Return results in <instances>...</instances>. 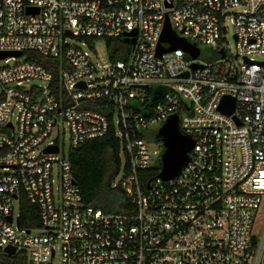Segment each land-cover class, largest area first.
<instances>
[{"label":"built area","instance_id":"2783aa9c","mask_svg":"<svg viewBox=\"0 0 264 264\" xmlns=\"http://www.w3.org/2000/svg\"><path fill=\"white\" fill-rule=\"evenodd\" d=\"M167 18L196 59L157 56ZM99 39L121 59L95 58ZM17 53L0 59V251L28 264H264V0H0V55ZM39 56L60 61L58 94ZM175 116L194 146L163 180L164 141L148 145ZM65 128L69 149L54 136ZM111 131L122 159L112 188L134 206L125 214L85 204L69 160ZM24 200L36 227L21 225Z\"/></svg>","mask_w":264,"mask_h":264},{"label":"trees","instance_id":"16d2710c","mask_svg":"<svg viewBox=\"0 0 264 264\" xmlns=\"http://www.w3.org/2000/svg\"><path fill=\"white\" fill-rule=\"evenodd\" d=\"M113 41H109V47ZM119 50L110 51V59H121ZM53 76L52 90L58 94L60 61L48 57H37L34 60ZM103 111L102 108H94ZM69 160L75 182L81 190L83 202L100 209L105 213L125 214L133 211V205L126 193L120 188H112L121 166V145L114 132L94 140H90L73 149ZM150 174H158V169H151ZM21 225L27 228L38 226V209L24 200L21 204ZM0 264H28L27 255L16 253L9 256L0 251Z\"/></svg>","mask_w":264,"mask_h":264},{"label":"water","instance_id":"95a60500","mask_svg":"<svg viewBox=\"0 0 264 264\" xmlns=\"http://www.w3.org/2000/svg\"><path fill=\"white\" fill-rule=\"evenodd\" d=\"M129 43V40H126ZM130 43H134L131 41ZM163 44H168L169 47L165 48ZM176 49H182L192 58L196 59L199 56V49L195 45L189 44L185 39L179 38L177 34L172 30L170 21L167 18L164 26V30L160 39V43L157 49V56L160 58L164 53L172 52ZM20 56L17 54H5L0 55V59L8 56ZM223 57H225L223 55ZM197 65H192V69H197ZM186 73L183 77H187ZM234 99L225 98L221 104V109L229 115L234 111ZM227 105L229 107L227 108ZM179 118L177 116L171 118L165 126L159 131L158 137L164 141L165 151L161 157L162 170L159 177L163 180H170L176 177V175L184 168L188 162V153L193 149L194 143L192 140L185 136H181L178 132ZM47 153H58V148H48ZM5 254L13 256L16 254L15 249L8 248L5 250Z\"/></svg>","mask_w":264,"mask_h":264},{"label":"rangeland","instance_id":"374dc122","mask_svg":"<svg viewBox=\"0 0 264 264\" xmlns=\"http://www.w3.org/2000/svg\"><path fill=\"white\" fill-rule=\"evenodd\" d=\"M67 41L73 45H76V46H80V43L79 41L76 39V38H73L71 36H68L67 37ZM227 42H228V45H229V48L231 50V52L234 54L235 51H236V44H235V40L233 38V33L232 31L230 30L229 32V35L227 37ZM199 47L201 48L202 52L205 53V54H208V57L207 58H211L212 56V48L211 47H208V46H203L201 44H199ZM92 54L95 58H98L100 60V62L103 64V65H106L108 64L109 62V59H110V50H108V47H107V44L105 42V40H102V39H99L96 41V44H95V47L92 51ZM25 58H18V60L16 61H22L24 60ZM257 60H263L262 57H256ZM16 61H9L8 64L6 62H4V60L1 62V65H12L14 64ZM39 83H36V82H32L30 85H37ZM161 124H158L156 126H152L150 127V131L151 133L157 135L158 131L161 129ZM54 136L56 137H59L61 142L65 145V147L67 149H69V132H68V129L65 128L64 131L62 132H59L57 130L54 131ZM161 139V138H159ZM163 140H159L158 142H155V143H150L148 145V148L152 151V152H161L162 151V147H163ZM160 155L157 156L154 161L157 162V160L159 159ZM152 163V165L156 164V163ZM264 220V216H262L260 218V221H263ZM55 264H59V259L58 257L55 259Z\"/></svg>","mask_w":264,"mask_h":264},{"label":"flooded vegetation","instance_id":"af4514ba","mask_svg":"<svg viewBox=\"0 0 264 264\" xmlns=\"http://www.w3.org/2000/svg\"><path fill=\"white\" fill-rule=\"evenodd\" d=\"M160 140H162V139H160Z\"/></svg>","mask_w":264,"mask_h":264}]
</instances>
